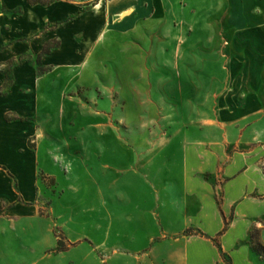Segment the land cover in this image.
I'll use <instances>...</instances> for the list:
<instances>
[{"label":"rangeland","instance_id":"rangeland-1","mask_svg":"<svg viewBox=\"0 0 264 264\" xmlns=\"http://www.w3.org/2000/svg\"><path fill=\"white\" fill-rule=\"evenodd\" d=\"M187 1L192 8L167 0L165 14L113 22L101 8L93 30L70 27L67 47L49 24L28 37L25 0H0V55L9 57L0 93L16 69L39 82L21 85L27 110L9 118L35 126L28 149L38 159L32 200L20 196L18 213L2 205L0 264H184V236L199 232L190 218L209 200L221 208L232 168L264 174V47L232 45L225 12ZM1 154L29 192L32 155ZM0 186L12 195L8 180ZM252 224L249 259L264 264L255 249L264 216Z\"/></svg>","mask_w":264,"mask_h":264},{"label":"crops","instance_id":"crops-1","mask_svg":"<svg viewBox=\"0 0 264 264\" xmlns=\"http://www.w3.org/2000/svg\"><path fill=\"white\" fill-rule=\"evenodd\" d=\"M113 1L115 0H55L44 5L41 3L31 4L25 0L22 4L25 13L20 18L19 25L24 32L29 33L28 37H32L39 33L38 29H43L46 24H49L54 27L52 31L54 37L58 38L63 46L70 47V44H74L70 35V27L87 23V32L93 30L96 23L92 17H94L95 11H100L101 8L104 9L108 20L113 22L117 16H125L133 12V14H138L145 11L153 16L165 14L168 7L167 0H118L112 11L110 7ZM183 1L186 8H192L187 0ZM209 1L212 9L216 7L219 13L225 12L228 15V28L237 33V38L232 41V45L264 47V0ZM7 3L10 4L8 1ZM89 6H92L93 9L86 12L85 9ZM195 6L197 7V4ZM4 21V17L0 18V24ZM85 37L84 42H89V33ZM49 40L51 38L47 37L44 41L47 43ZM43 53H45V49L41 54ZM5 55H0V63L9 59ZM13 75L15 81L11 90L7 94L0 93V154L8 153L16 159H21L22 156L25 159L28 154L32 155L34 182L31 190L25 192L19 179L22 169L14 167L10 162L2 159L1 154L0 178L10 182L12 195L7 194L0 186V211L2 205L7 204L13 206L10 211L18 213V210L23 207L22 202L18 201L19 197L28 201L32 200L34 195L38 154L28 149V140L34 135L36 128L33 124L21 119L11 120L9 118H20L27 110L26 97L20 91L21 85L28 82L39 86V82L36 81V74L33 70L16 69L13 71ZM5 84L6 76L0 73V92ZM30 110L34 111V115H37L40 114L42 108L40 104H35ZM19 163L21 164V161ZM235 171L236 168H232V179L227 184L225 200L221 208L217 203H214V200L212 202L209 200L204 209L190 218L188 227H197L204 236L196 234L184 236V264H226L219 248L213 242V237L219 235L226 228L225 220L231 213L232 221L227 220V230L220 241L222 250L225 254L230 255L232 264H252L249 259L252 249L245 242L249 239L253 218L264 216V199L257 200L254 197L246 196L254 192L264 194V174L255 167H247L240 173ZM16 184H18L17 189ZM259 236L264 245V227L259 231Z\"/></svg>","mask_w":264,"mask_h":264},{"label":"trees","instance_id":"trees-1","mask_svg":"<svg viewBox=\"0 0 264 264\" xmlns=\"http://www.w3.org/2000/svg\"><path fill=\"white\" fill-rule=\"evenodd\" d=\"M28 1L31 4H38V3L44 4V5L48 4V2H43L41 0H28ZM225 223H226V228L219 234V237H222L225 234L226 230H227L228 221L225 220ZM196 235L204 236V234L202 232H200V231ZM213 242L219 248V250L221 252V256L225 260L226 254L222 250V247H221V244H220V240L218 238H216V239H213ZM255 249L262 257H264V245L263 244H261L260 246H255Z\"/></svg>","mask_w":264,"mask_h":264}]
</instances>
